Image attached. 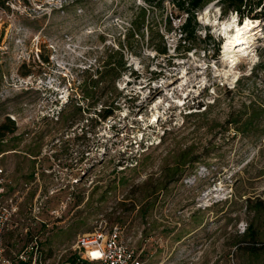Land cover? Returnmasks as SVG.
I'll return each mask as SVG.
<instances>
[{"label":"rangeland","instance_id":"obj_1","mask_svg":"<svg viewBox=\"0 0 264 264\" xmlns=\"http://www.w3.org/2000/svg\"><path fill=\"white\" fill-rule=\"evenodd\" d=\"M146 1L0 4V123L15 122L0 140V167L21 196L6 254L37 235L43 264H65L76 237L116 224L141 264H264V249L250 254L238 237L251 222L264 245V0L242 15L226 0L199 7L189 51L178 46L185 13L170 0L129 34ZM232 16L237 26L249 19L255 38L230 67L221 49L235 26L221 29ZM205 34L217 51L203 49ZM119 42L126 65L107 90L132 101L90 125L108 94L80 98L83 75ZM243 110H263L244 133L226 123ZM172 167L179 171L168 176ZM145 201L153 205L143 216Z\"/></svg>","mask_w":264,"mask_h":264},{"label":"trees","instance_id":"obj_2","mask_svg":"<svg viewBox=\"0 0 264 264\" xmlns=\"http://www.w3.org/2000/svg\"><path fill=\"white\" fill-rule=\"evenodd\" d=\"M174 6H176V10L178 11L177 14H179L180 11H183L185 13L184 19L182 23L179 25V31L182 36H180V41L183 40L185 44L187 42V45H185L183 50L189 51L192 47L195 46L196 39L199 38V35H197V26L198 20L196 19V11L199 7L203 6L205 3L211 1V0H170ZM227 2L232 3V7L235 9V11L240 12L242 15L243 7H246L247 5L250 6V10L260 7L262 0H226ZM146 5H140L138 6L137 12L133 15L132 18H130V33L132 36L134 33L139 32L140 28L146 24L148 25L149 22V12L151 11L152 5L157 4V6H160L162 4L163 0H147ZM0 4L4 5V0H0ZM264 8V7H263ZM227 9L223 10V13H227ZM171 16V15H170ZM168 21V30L171 28V20L170 17H167ZM129 36L126 37L128 39ZM212 36L209 34H205L204 37L199 39V41L204 42L203 49H206V46L209 44H213L214 42L211 39ZM216 45V46H215ZM125 44L123 42H119L118 48L116 50H110L105 55L104 59H102L98 65H96L94 68H92L91 73L89 76L83 75L82 80V86L83 91L81 94L82 99L86 98H93L98 94H101L103 92H106L107 98L103 102L101 108L96 112V117H92L90 125H96L100 120L106 119L108 116H111L116 109H119V102L120 100L124 99V103H129L132 101V94H122V91L112 93V91H108L107 87L114 85V79L120 75V73L125 68V60H124V53H123V47ZM213 47L215 48V51L218 50V43H214ZM166 46L163 45L162 48L158 49V52L160 54L167 53ZM112 53H116V61H112L111 55ZM45 59L47 57H44ZM89 69H86L87 71ZM73 101V98H72ZM74 102H79L77 99L74 100ZM77 111H81V105L74 104L73 105ZM88 110V109H87ZM207 112V111H206ZM206 112H202L205 114ZM263 110L259 111H253L252 114H248L246 117H243V115L246 114V110H243V112H240V114L234 115V117H231V119H228L226 123H232L235 126V130L238 132H246L251 129V127L256 123V121L262 116ZM201 114V113H200ZM199 114V115H200ZM198 115V114H197ZM15 122L10 119L9 117L6 118L4 122L0 123V140L8 133H13L15 130ZM92 127V126H91ZM112 129H114L115 133L118 132V130H115V125L111 126ZM93 129V127H92ZM91 129V130H92ZM92 132V131H90ZM94 132V131H93ZM117 134V133H116ZM184 157V153L179 156L180 159ZM199 159H197V162ZM177 167H172L171 169H167V175L173 176L176 173H178ZM122 183H124V180L122 179ZM263 202L260 200L257 202V208L261 209ZM153 205V203H150V201H145L144 203H141L139 208L140 212L143 213V216L147 213L149 208ZM256 206V205H255ZM113 226V225H112ZM239 242H245L244 246H242L243 249H246L247 252L250 254H257L258 249H264L263 244H258V232L257 228L255 227L254 223H248L245 227V229L238 235ZM69 262L73 263V258L68 259Z\"/></svg>","mask_w":264,"mask_h":264},{"label":"built area","instance_id":"obj_3","mask_svg":"<svg viewBox=\"0 0 264 264\" xmlns=\"http://www.w3.org/2000/svg\"><path fill=\"white\" fill-rule=\"evenodd\" d=\"M9 184L5 170L0 167V264H43V247L37 235H33L22 249L11 255L5 253L4 234L12 227L21 202L16 189L9 191ZM121 235L116 224L106 233L79 235L70 246L72 252L65 264H141L137 250L123 242ZM70 257L73 263L68 261Z\"/></svg>","mask_w":264,"mask_h":264},{"label":"bare ground","instance_id":"obj_4","mask_svg":"<svg viewBox=\"0 0 264 264\" xmlns=\"http://www.w3.org/2000/svg\"><path fill=\"white\" fill-rule=\"evenodd\" d=\"M230 19V22L223 23L221 30L226 33L227 30L229 31L233 25L235 26L233 29L234 32L227 35L226 40L222 44L221 50L224 52V55H227V61L230 67H232L239 60L238 51L243 50L246 53L247 49L249 48L248 46H251V39L255 37L252 36L251 33H248V30H250L253 26L249 19H247L241 26H237L235 24L236 20L235 22L233 21L235 19L234 16H232V18L230 17ZM261 35H263L262 32H260L258 36L260 37ZM245 53L243 52L242 54ZM233 77L235 78V75H233Z\"/></svg>","mask_w":264,"mask_h":264}]
</instances>
